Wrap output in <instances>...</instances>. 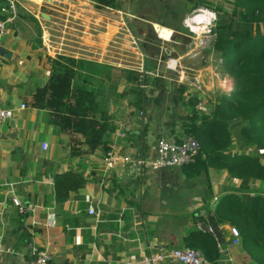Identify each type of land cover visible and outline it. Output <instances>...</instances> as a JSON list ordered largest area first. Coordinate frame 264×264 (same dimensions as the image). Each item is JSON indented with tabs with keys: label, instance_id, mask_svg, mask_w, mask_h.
Here are the masks:
<instances>
[{
	"label": "crops",
	"instance_id": "crops-1",
	"mask_svg": "<svg viewBox=\"0 0 264 264\" xmlns=\"http://www.w3.org/2000/svg\"><path fill=\"white\" fill-rule=\"evenodd\" d=\"M32 1L39 3L42 0ZM74 1L88 4L86 0ZM74 1L58 0L57 9L49 12V19L62 21L72 14L80 18ZM38 3L37 12L25 6L27 12L41 23L47 13ZM123 14L132 17V13L126 11ZM98 21L105 22V19L98 16ZM26 22H32L33 27ZM37 27L36 22L17 18L0 46V107L15 110L12 119L0 124V264L30 258L33 249L47 250L51 254V264H126L141 259L158 246L181 247L184 238L197 230L198 209L214 208L211 192L220 196L218 182L221 177L212 175V170L188 178L184 174L159 175L156 172L135 176L130 165L107 168L103 157L114 145L122 155L152 158L158 139L185 136L180 126L172 130L176 118L167 124L163 116L150 113L149 92L152 91L144 89L149 98L143 104L145 110L140 111L134 102L136 93L132 95V83L119 72H113L110 81L103 70L91 71L87 64L80 68L74 84L93 87L108 100L115 131L106 136V145L95 153L70 157L69 136L53 124L47 111L29 105L30 95L50 75L47 56H54L47 52L42 39L40 41ZM114 28L116 25L108 22L107 30L99 33L96 44L100 40L103 45ZM155 29L159 36L164 35L163 31L172 33L170 28L158 24ZM89 41L93 44L95 39L89 37ZM76 44L67 48L66 54L81 59L80 54L94 51L87 50L79 40ZM107 47L97 48L101 51L100 54L93 52L97 62L91 61L95 59L92 55L89 62L102 64L101 54ZM111 54L109 57L114 61H106L108 65L132 69V63H116L121 55ZM144 63L147 70L148 60ZM133 69L139 71L138 67ZM114 75L120 77L119 81ZM111 82L117 87L123 82L125 90L119 89L121 84L115 92L104 90L103 86L107 83L109 87ZM232 83V90H238L236 83ZM165 88L167 97L172 90ZM175 94L177 92L171 94L172 100ZM124 114L132 115L133 123L126 137L117 138L118 122L124 120ZM43 144L47 147L43 148ZM66 170L82 173L87 183L78 191H71L69 198L60 204L56 201L54 177ZM14 197L19 204L14 202ZM90 205L96 208V215L88 213ZM224 224L229 233L231 224ZM209 262L257 264L246 255L242 244L230 247L214 262Z\"/></svg>",
	"mask_w": 264,
	"mask_h": 264
},
{
	"label": "trees",
	"instance_id": "trees-1",
	"mask_svg": "<svg viewBox=\"0 0 264 264\" xmlns=\"http://www.w3.org/2000/svg\"><path fill=\"white\" fill-rule=\"evenodd\" d=\"M92 1L100 7L120 6L119 0ZM196 1L218 13L213 49L221 54L239 90L230 97L224 94L218 98L213 112L208 114L194 106V97L187 100L183 84L172 85V92L179 94V100L187 108V113L173 120L172 130L180 126L184 136H191L200 144L195 160L181 169L188 178L212 170L240 181L242 189L239 191L234 188L219 191L214 210L219 222L229 223L240 230L246 255L257 264H264V192L249 188L253 182H264V162L245 152L248 147L264 151V0H233L231 19L227 23V16L221 14L210 0ZM19 3L17 18L36 22L41 41L38 22ZM8 9V1L0 0L1 20L9 16ZM47 59L51 66L50 75L30 95L29 105L47 111L53 124L69 136L70 157L95 153L106 145V136L115 131L108 100L93 87L79 82L74 84L85 64L91 71L103 70L105 78L110 81L113 72H120L128 83H132V90L136 93L134 102L140 111L145 110L143 104L149 98L143 84L150 86L152 92L166 86L162 77L143 75L135 69L95 64L70 55L47 56ZM111 87L113 92L117 90L114 82ZM189 102L193 105L191 108ZM235 128L239 129L236 138ZM54 180L56 201L60 204L69 198L71 191H78L87 183L82 173L73 170L56 173ZM211 196L214 193L211 192ZM182 247L200 249L212 262L220 256L215 239L197 230L184 238Z\"/></svg>",
	"mask_w": 264,
	"mask_h": 264
},
{
	"label": "rangeland",
	"instance_id": "rangeland-1",
	"mask_svg": "<svg viewBox=\"0 0 264 264\" xmlns=\"http://www.w3.org/2000/svg\"><path fill=\"white\" fill-rule=\"evenodd\" d=\"M165 1L167 2L168 0H119V8L110 6L100 7L92 0H86L88 4L74 1L73 3L79 8L80 18L72 14V17L65 16L61 21L56 18L53 20L49 19L51 17V13L49 14V12L57 9L56 4L58 0H42L39 3L36 2L47 13L46 17H44L45 19H41V23H38L42 31L41 39H43L44 35L43 44L45 48L47 49L50 45L55 52L76 46V40L81 41L87 50H94L93 52L99 51L97 48L101 46H108V50L104 49V52L101 54L102 64H108L106 61H114L109 57L111 53L121 55L120 60L116 63L121 64L123 62L129 65L132 63V69L137 68L148 60V74L153 75L154 73L162 77V80H165L167 88H172L171 85L177 83L183 84L186 87L187 100L189 101L190 98L194 97V106L201 111L211 114L218 98L224 94L230 97L239 90L237 88L232 90L231 85L233 84V80H231V75H229L225 67L221 54L213 49V41L216 37L214 28L218 24V13L214 8L198 4L196 0H174L172 4L175 6L178 4L183 6L187 2L190 3L186 15L182 19L176 20L171 18L170 15L162 19H156L154 16L163 17V13L158 11L163 9ZM210 1L213 6H217L220 9L221 14L227 16V20L225 21L227 23L231 19L233 0ZM34 2L32 0H20L19 4L25 9L26 4L29 6V9L37 12L38 7ZM90 2H92V5ZM121 2L123 5H121ZM123 9L126 13H132V17L124 15ZM199 9H202L200 13L202 12L201 14L206 16V20L200 26L195 24L190 26L187 21ZM36 12L34 13L36 14ZM98 16L103 17L105 22L98 21ZM120 16L123 18L121 19ZM235 19L237 20V16ZM108 22L115 24L116 28L110 30L109 36L107 35L103 45L100 40L96 44L99 33H105L107 30ZM26 24L31 28L33 27L32 22H26ZM156 24L170 28L172 33L168 34L166 31H163L164 35L158 36L159 33L155 29ZM83 34H87L88 37H82ZM89 37L95 39L93 44L90 43ZM4 38L5 36L3 37V41ZM93 46H95V49H93ZM109 48L113 51L110 52ZM93 52L85 51L79 57L82 60L90 61L91 55L94 56ZM100 53L101 51H99ZM94 58L91 61L97 62V57L94 56ZM172 59H178L181 67L177 66L176 69H168L167 64ZM99 74L102 73L99 71ZM114 76L119 81L120 77ZM103 88L104 90L109 89L110 92L112 91V87H108L107 83ZM118 88L125 90L123 82L118 83ZM146 90L149 91L150 87H147ZM156 91L153 93L149 92L151 100L148 108H150V113L155 116H163L167 124H171V120L174 118L178 119L182 114L187 113V108L183 105V101L179 100L180 98L177 102L171 99L173 92L167 94L169 97H166L165 93L167 91L165 87ZM133 93L134 91L132 90V95ZM188 106L191 108L193 105L189 102ZM173 111L175 114H173ZM148 115L150 114L148 113ZM238 130V128L234 129L235 138ZM168 131L169 129H167ZM234 142H237V139H234ZM245 152L258 157L264 162V151L248 147L245 149ZM156 173L159 175L174 174L180 176L183 174V171L180 167L165 169V171H158ZM212 175L218 179L221 177V180L218 182L220 192L224 189L227 191L229 190L228 188H234L238 191L242 189L240 181L237 179H234L238 181L235 182L227 175H224V173L221 175L220 173H212ZM250 187L252 190L264 192V182H253L250 184Z\"/></svg>",
	"mask_w": 264,
	"mask_h": 264
},
{
	"label": "built area",
	"instance_id": "built-area-1",
	"mask_svg": "<svg viewBox=\"0 0 264 264\" xmlns=\"http://www.w3.org/2000/svg\"><path fill=\"white\" fill-rule=\"evenodd\" d=\"M9 3L8 13L9 16L1 20L0 19V45L2 44L3 37L8 33L9 29L14 24L17 16L18 9L17 3L20 0H7ZM200 11L202 9L196 10L192 17L187 21L190 26H193L194 22L198 21V16L201 15ZM107 28V27H106ZM193 30V29H192ZM44 40V35L43 39ZM46 45V44H45ZM47 52L56 55H69L66 54V49H62L59 52H55L49 45L47 47ZM71 56V54H70ZM177 66L181 67L178 59H172L167 64L168 69H176ZM140 73L146 74V66L141 64L138 66ZM144 89L147 85H142ZM22 107H26L22 104ZM15 110L12 108L0 107V124L7 123L13 118ZM124 120L118 122L119 126L116 131L117 138H124L127 136V130L133 123L132 115L124 114ZM47 144H43V148H46ZM200 151L199 142L191 137L185 136L183 138H166L162 137L158 139L156 144L155 156L152 158H144L137 156L135 154H120L115 150V145L108 148L104 154V163L107 168L119 167L130 165L132 169V174L135 176L145 173H155L162 169L167 168H180L187 165L195 160ZM16 204L19 201L16 197L13 198ZM218 200V196H213L212 202L214 203ZM88 213L91 215H96L97 211L93 205L88 207ZM195 226L197 231L206 233L215 239L218 251L220 254H224L227 249L233 246L241 245L242 238L240 230L234 226L229 225V233L225 230L226 225L217 220V215L214 208L205 209L200 208L196 212V222ZM51 254L44 249H33L32 256L30 258H21L17 261H13L10 264H50ZM210 264L209 260L205 257L204 253L200 249H195L191 247H173V246H158L155 247L148 254L142 256L141 259L134 262L127 261L126 264Z\"/></svg>",
	"mask_w": 264,
	"mask_h": 264
},
{
	"label": "flooded vegetation",
	"instance_id": "flooded-vegetation-1",
	"mask_svg": "<svg viewBox=\"0 0 264 264\" xmlns=\"http://www.w3.org/2000/svg\"><path fill=\"white\" fill-rule=\"evenodd\" d=\"M173 1L174 0H168L167 2L165 1L163 9L158 11V12L163 13V17H161V16H154V17L156 19H162V18L170 15L171 18H173L174 20L180 19V18L182 19L186 15V12L188 11V8L190 7V3L189 2L185 3V5H183L184 6L183 7L180 4H178L177 6L173 5L172 4Z\"/></svg>",
	"mask_w": 264,
	"mask_h": 264
},
{
	"label": "bare ground",
	"instance_id": "bare-ground-1",
	"mask_svg": "<svg viewBox=\"0 0 264 264\" xmlns=\"http://www.w3.org/2000/svg\"><path fill=\"white\" fill-rule=\"evenodd\" d=\"M36 1H39V0H36ZM197 18H198V21L194 22V24L199 25V26H200V23H203L206 20V16L204 14L199 15ZM202 28L204 29V27H202ZM193 29H194V27H193ZM195 30H197V29H195Z\"/></svg>",
	"mask_w": 264,
	"mask_h": 264
},
{
	"label": "water",
	"instance_id": "water-1",
	"mask_svg": "<svg viewBox=\"0 0 264 264\" xmlns=\"http://www.w3.org/2000/svg\"><path fill=\"white\" fill-rule=\"evenodd\" d=\"M178 99H179V94L177 93V94H175V95L173 96V100H174L175 102H177ZM0 137H1V134H0ZM50 264H51V263H50Z\"/></svg>",
	"mask_w": 264,
	"mask_h": 264
}]
</instances>
